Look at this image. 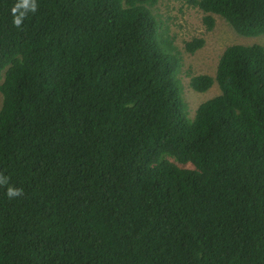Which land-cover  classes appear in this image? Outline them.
Masks as SVG:
<instances>
[{
  "label": "trees",
  "instance_id": "1",
  "mask_svg": "<svg viewBox=\"0 0 264 264\" xmlns=\"http://www.w3.org/2000/svg\"><path fill=\"white\" fill-rule=\"evenodd\" d=\"M158 2L0 0V264H264V48L188 75L190 117ZM182 2L264 34V0Z\"/></svg>",
  "mask_w": 264,
  "mask_h": 264
},
{
  "label": "rangeland",
  "instance_id": "2",
  "mask_svg": "<svg viewBox=\"0 0 264 264\" xmlns=\"http://www.w3.org/2000/svg\"><path fill=\"white\" fill-rule=\"evenodd\" d=\"M157 13L173 44L180 51L183 99L192 117L199 104L219 94L216 84L204 93L195 92L189 86L188 75H209L214 77L216 66L224 49L234 44H259L264 48V34L256 37H242L222 19L215 17V24L207 30L202 22L203 14L187 7L182 0H159ZM193 38L204 40L202 48L189 54L184 51L185 42Z\"/></svg>",
  "mask_w": 264,
  "mask_h": 264
},
{
  "label": "clouds",
  "instance_id": "3",
  "mask_svg": "<svg viewBox=\"0 0 264 264\" xmlns=\"http://www.w3.org/2000/svg\"><path fill=\"white\" fill-rule=\"evenodd\" d=\"M15 22H16L17 24L20 23L19 20H16ZM18 194H19V190H12V189H9V191H8V195H9V196H15V195H18Z\"/></svg>",
  "mask_w": 264,
  "mask_h": 264
}]
</instances>
